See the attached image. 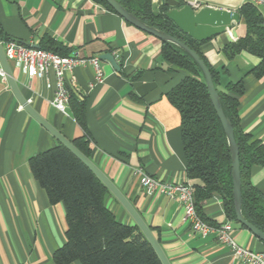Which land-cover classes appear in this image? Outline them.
Segmentation results:
<instances>
[{"label":"crops","instance_id":"obj_1","mask_svg":"<svg viewBox=\"0 0 264 264\" xmlns=\"http://www.w3.org/2000/svg\"><path fill=\"white\" fill-rule=\"evenodd\" d=\"M181 2L187 0H180ZM203 6L239 11L246 0H199ZM165 3L157 0L155 4ZM258 8V7H257ZM264 15V8H258ZM0 29L6 37L34 45L54 41L71 55L111 52L121 69L101 58L105 79L95 83L93 65L78 66L76 77L85 103L86 130L73 107L65 115L52 105L56 78H30L10 62L21 93L34 109L74 141H88L93 162L113 181L151 227L171 264H247L214 235L193 233L183 221L181 202L160 192L148 194L138 169L169 182H189L181 136V115L168 91L183 72L170 71L161 55L162 40L95 0H0ZM246 34L243 18L225 33L201 44L200 49L219 77L218 89L243 81L239 97L242 129L264 141V75L251 73L260 58L242 51L233 58L224 46ZM93 86H90L93 84ZM86 135V136H85ZM60 142L19 102L8 79L0 75V264H57L54 252L66 241V209L52 204L33 175L29 159ZM252 183L264 194V167L251 169ZM106 206L123 223L135 221L109 190ZM202 214V215H201ZM201 217L214 225L230 222L236 241L264 251V241L230 218L223 198L213 195L201 203ZM70 264H82L76 260Z\"/></svg>","mask_w":264,"mask_h":264},{"label":"trees","instance_id":"obj_2","mask_svg":"<svg viewBox=\"0 0 264 264\" xmlns=\"http://www.w3.org/2000/svg\"><path fill=\"white\" fill-rule=\"evenodd\" d=\"M95 1L116 12L106 0ZM117 1L146 24L171 34L194 49L210 68L218 89V73L200 49L205 41H197L180 30L166 16L169 6L165 3L155 4L154 0ZM239 13L246 25V34L227 43L224 52L230 58L242 51L258 56L260 62L250 72L262 77L264 15L250 2L243 4ZM0 39L5 43L10 38L0 29ZM40 47L63 56L70 55L65 47L54 41ZM161 55L170 71L184 73L168 91L167 97L181 115L187 176L199 181L193 184L197 210L201 214V203L219 194L223 198L227 215L236 219L231 149L212 103L204 73L193 57L175 43L162 40ZM244 90L243 81L240 80L228 83L224 91L218 89V92L239 147L242 212L247 220L264 231V194L251 181L252 167H264V141L253 138L241 127L238 108L239 97ZM70 105L77 122L86 130L84 101L72 94ZM73 143L90 157L88 141L84 137L75 139ZM29 165L45 189L49 201L52 204L63 202L65 205L66 241L53 254L57 264H70L76 260L82 264H163L139 226L121 222L106 206L105 198L109 189L66 146L59 143L34 154L29 159Z\"/></svg>","mask_w":264,"mask_h":264},{"label":"water","instance_id":"obj_3","mask_svg":"<svg viewBox=\"0 0 264 264\" xmlns=\"http://www.w3.org/2000/svg\"><path fill=\"white\" fill-rule=\"evenodd\" d=\"M114 10L122 16L126 21L135 25L136 27L155 35L164 41L175 43L189 53L193 59L201 67L206 84L209 90V94L214 105V108L221 120V123L226 132L229 146L232 154V166H233V193L236 209V219L250 231H252L257 237L264 241V231L258 228L255 224L247 220L242 212V178L240 170V157L239 147L235 139L234 128L230 119L226 116L221 98L217 87L215 86L210 68L206 64L205 60L191 47L172 36L171 34L150 26L138 18L135 14L127 10L117 0H106ZM165 4L170 8L166 12V16L171 19L176 26L191 38L197 41H206L216 37L222 33L230 30L234 24H237L241 20V14L239 11L230 10L226 8H217L213 6H203L200 9H194L190 4H181L180 0H165ZM102 59L108 60L113 67L119 71L121 69L116 57L111 53H104L100 56ZM0 65L7 74L9 84L18 98L21 105L35 117L48 131H50L57 140L66 146L75 156H77L86 166H88L107 186V188L113 193V195L122 203L127 209L130 215L133 217L135 224L139 226L145 237L151 243L159 258L163 264H171L167 255L165 254L161 244L156 238L155 234L151 230V227L145 222L137 208L131 203V201L125 196V194L113 183V181L99 168L91 158L84 154L69 138H67L59 129L53 126L45 117L40 115L34 107L28 102L25 96L21 93L10 62L7 59L3 47V42L0 39Z\"/></svg>","mask_w":264,"mask_h":264},{"label":"built area","instance_id":"obj_4","mask_svg":"<svg viewBox=\"0 0 264 264\" xmlns=\"http://www.w3.org/2000/svg\"><path fill=\"white\" fill-rule=\"evenodd\" d=\"M157 0H154L156 2ZM256 7L264 8V0H246ZM185 4H190L198 10L203 7L199 0H187ZM5 55L9 62L26 74L28 77L48 76L54 72L56 82L52 105L61 113L69 114L71 95L79 94L83 100V94L77 85L76 77L72 74L67 79L68 73H73L78 66L91 64L95 68V83H102L105 79L100 65L101 57L98 55L85 56L75 49L71 55L63 56L52 50L44 49L33 43L22 42L17 39H9L3 43ZM0 75L7 79V74L0 65ZM91 84L90 86H93ZM140 176L141 185L148 194L160 192L181 202L184 208L183 221L188 223L193 233L202 237L214 235L216 240L228 246L233 255L247 264H264V251H256L239 244L233 235V225L230 222L214 225L201 217L197 210L195 188L189 182H169L160 180L141 169L137 170Z\"/></svg>","mask_w":264,"mask_h":264}]
</instances>
